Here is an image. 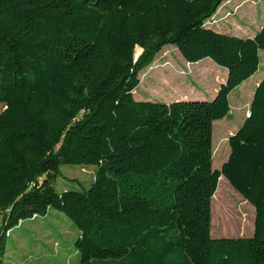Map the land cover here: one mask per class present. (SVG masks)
<instances>
[{
  "label": "trees",
  "instance_id": "1",
  "mask_svg": "<svg viewBox=\"0 0 264 264\" xmlns=\"http://www.w3.org/2000/svg\"><path fill=\"white\" fill-rule=\"evenodd\" d=\"M228 1L0 0V264L9 232L49 210L79 264H264V75L212 169L213 123L264 53V15L249 37L205 26ZM166 46L225 72L211 100H134ZM63 165L93 166L90 187L56 192ZM245 204L252 236L211 238L243 236Z\"/></svg>",
  "mask_w": 264,
  "mask_h": 264
},
{
  "label": "rangeland",
  "instance_id": "2",
  "mask_svg": "<svg viewBox=\"0 0 264 264\" xmlns=\"http://www.w3.org/2000/svg\"><path fill=\"white\" fill-rule=\"evenodd\" d=\"M263 15L264 0H229L221 4L214 16L204 24L218 33L249 37L259 29ZM139 52L140 50H135V54ZM217 68L208 59L197 62L196 65H189L174 47L166 46L154 57L153 62L139 73V85L134 90L133 98L135 101L158 103L186 98H204L203 101H209L224 81L225 72ZM257 74H264L263 52L259 54V66L254 75ZM249 81L229 95L228 117L213 123L212 169L219 170L226 161L229 153L227 139L240 128L247 115L254 89L250 87V93L248 87L252 83ZM94 172L93 166L63 165L60 167V175L54 181V188L58 193L67 190L81 191L77 184L88 189ZM223 191L227 192L230 201H234L231 214L236 215L241 210L242 200L239 194L226 183L223 184ZM242 209L248 212V229L243 236H217L218 229L215 228L216 234L210 233L211 238L251 237L254 209L250 204H245ZM216 221L218 222V219ZM77 234L73 224L63 214L54 210H49L43 217L21 221L6 238L2 264H79V256L74 247Z\"/></svg>",
  "mask_w": 264,
  "mask_h": 264
},
{
  "label": "crops",
  "instance_id": "3",
  "mask_svg": "<svg viewBox=\"0 0 264 264\" xmlns=\"http://www.w3.org/2000/svg\"><path fill=\"white\" fill-rule=\"evenodd\" d=\"M259 54H260V53H259ZM215 69H216V68H215ZM217 69H218V68H217ZM263 75H264V74H261V75H259V76H258V74H257V75H253V76L251 77L252 79H251V78L249 79V80L251 81V83H252V84H250V86L248 87L250 93L252 92L251 89H250V87H252V88L255 89V87L257 86V84L259 83V81L261 80V78L263 77ZM225 79H226V75L224 76V81H223V83L225 82ZM249 80H248V81H249ZM250 81H249V82H250ZM246 82H247V81H246ZM223 83H222V84H223ZM244 83H245V82H244ZM244 83H243V84H244ZM243 84H241L240 86H242ZM220 85H221V84H220ZM240 86H239V87H240ZM254 89H253V92H254ZM216 92H217V91H216ZM215 94H216V93H215ZM215 94H214V95H215ZM230 94H231V93H230ZM214 95H213L212 97H210L209 100H211V99L214 97ZM252 96H253V93H251V98H252ZM251 98H250V101H251ZM199 99H201V98H199ZM203 99H204V98H203ZM228 101H229V100H228ZM244 119H245V118H244ZM244 119H243V121H244ZM243 121H242V123H243Z\"/></svg>",
  "mask_w": 264,
  "mask_h": 264
},
{
  "label": "water",
  "instance_id": "4",
  "mask_svg": "<svg viewBox=\"0 0 264 264\" xmlns=\"http://www.w3.org/2000/svg\"><path fill=\"white\" fill-rule=\"evenodd\" d=\"M141 52L142 51L140 50L139 53H137V54L134 55V60H136L139 57V55L141 54ZM247 116H248V114L245 117H247ZM230 136H232V135H230Z\"/></svg>",
  "mask_w": 264,
  "mask_h": 264
},
{
  "label": "bare ground",
  "instance_id": "5",
  "mask_svg": "<svg viewBox=\"0 0 264 264\" xmlns=\"http://www.w3.org/2000/svg\"><path fill=\"white\" fill-rule=\"evenodd\" d=\"M189 65H191V64H189ZM193 65H195V64H193Z\"/></svg>",
  "mask_w": 264,
  "mask_h": 264
},
{
  "label": "built area",
  "instance_id": "6",
  "mask_svg": "<svg viewBox=\"0 0 264 264\" xmlns=\"http://www.w3.org/2000/svg\"><path fill=\"white\" fill-rule=\"evenodd\" d=\"M247 114H248V112H247Z\"/></svg>",
  "mask_w": 264,
  "mask_h": 264
}]
</instances>
